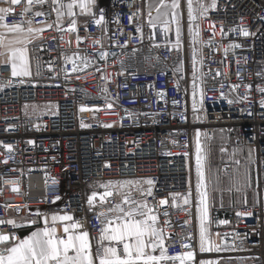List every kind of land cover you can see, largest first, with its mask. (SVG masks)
I'll return each mask as SVG.
<instances>
[{
	"label": "built area",
	"instance_id": "2783aa9c",
	"mask_svg": "<svg viewBox=\"0 0 264 264\" xmlns=\"http://www.w3.org/2000/svg\"><path fill=\"white\" fill-rule=\"evenodd\" d=\"M146 1L97 0L105 17L102 25L81 14L79 7L69 16L71 0H62L59 20L53 10L59 5L53 0L33 3L21 15L26 7L22 0L6 15L4 24L9 27L17 24L26 30L31 19L30 26L42 28V52L33 59L32 77H12L10 65H0V84L7 85L0 89V221L10 220V213L17 210L28 215L43 211L72 215L89 232L95 252L107 224L100 214L115 217L122 214L110 208H137L143 202L164 230L168 256L191 250L195 259L189 264L209 260L264 264V108L260 106L264 95L259 91L264 88V0H217L216 7L200 19L197 53L186 33L177 44L172 17L167 35L162 24L150 26ZM97 9H93L96 19ZM35 12L45 15L34 17ZM73 20L75 32L69 31ZM240 27L252 35H241ZM101 52L108 53L106 59H99ZM201 90L206 94L203 108ZM39 105L47 108L30 112L28 107ZM217 130L255 150L254 192L259 204L216 212L210 234L222 250L201 252L193 163L197 134L200 138L203 131L212 141ZM4 144L13 147L11 154ZM224 170L226 176L232 173L231 166ZM148 179L151 186L144 183ZM103 185L112 195L101 201ZM93 193L97 196L90 206ZM162 199L168 203L160 205ZM249 211L251 216L237 215ZM48 222L41 228L51 226ZM55 226L57 236L66 238L63 224ZM0 233L24 237L6 223L0 225ZM153 254L159 255V249Z\"/></svg>",
	"mask_w": 264,
	"mask_h": 264
},
{
	"label": "snow or ice",
	"instance_id": "6c2138e0",
	"mask_svg": "<svg viewBox=\"0 0 264 264\" xmlns=\"http://www.w3.org/2000/svg\"><path fill=\"white\" fill-rule=\"evenodd\" d=\"M0 3H7L8 7H0V21L5 20L6 15L13 12V5H20L22 0H0ZM39 4L43 5L45 0H26V7L21 15H25L31 10V5ZM54 4L59 5V7L54 8L56 12L57 20L61 18L63 12L61 9L64 7L62 0H53ZM217 0H212L211 4L208 6L200 5V15L205 16L209 8L216 7ZM79 7L81 14H87L95 19L96 25H102L105 17L102 9H97V0H71V3L67 4V14L69 16L75 15L73 9ZM160 7H168V5L163 2L159 7H157V16L153 19L151 18V11L148 15L150 17L149 24L153 28L156 27L157 23L163 25V31L165 35L170 31V22L167 19L161 21V15L167 16L168 13H160ZM170 7L176 11L171 14L176 21L175 34L177 38V44L179 43V38L181 34L180 29V0H172ZM93 9H97L99 18L96 19L97 12ZM45 15L43 12H35L34 17H39ZM188 17L190 21L197 19L193 15V0H188ZM29 27L27 32H39L41 29H33L30 25L32 20L27 21ZM72 26L69 31H76V21L71 22ZM7 29L10 33H22L25 29L22 25L14 24L9 27L7 24L0 25ZM51 27V25H47ZM215 26L213 25V29ZM137 31H140L137 28ZM232 31H237V29H232ZM223 33V28H221ZM239 33L245 37L252 35L247 29L240 27ZM198 35V33H197ZM143 37H141L142 39ZM77 41H80V37H77ZM13 43L12 41L9 44ZM15 43H22V41H15ZM8 47L4 43V38L0 36V48ZM232 48H239L241 45L232 44ZM0 56H6L7 59L2 61V63L10 65L11 76H29V60L26 48H8L7 52H0ZM108 53L101 52L99 54V59H106ZM67 59V58H66ZM73 65V71H76V61H71ZM89 61L84 59V64L87 66ZM195 79V77H194ZM6 84H0V89L6 87ZM251 86H249L250 88ZM193 108L197 107L195 99V85H193ZM107 91V89H105ZM259 91L264 95V88H260ZM158 96H162L163 93H157ZM205 93L203 90L200 92L199 96V107L203 108L205 101ZM223 96V94H221ZM176 103V102H174ZM229 103H232L229 100ZM109 108L112 105L109 103L107 105ZM260 106L264 108V99L260 101ZM81 111H85L82 107ZM82 123V127H86ZM104 127H112V125H104ZM199 136V134H197ZM2 143V142H0ZM29 143H33L29 141ZM3 147L7 150L8 154L13 152V147L11 145L4 144ZM251 152V150H250ZM3 163H8L4 160ZM237 163H239L237 161ZM196 174H197V190L200 200V233H199V250L201 252H211L213 250L219 252L222 248L211 239V234L208 232L205 225V220L208 217V193L206 191L205 183V170L204 161L201 155V145L199 139H197V151H196ZM0 178H3L0 175ZM248 174L245 172V182H248ZM55 183V181H53ZM112 182H110L111 184ZM132 183V182H126ZM144 183L151 186L153 181L151 179L146 180ZM106 191L101 197V201L104 197L112 195V191L107 190L108 185H103ZM13 192H19V188H13ZM147 194L151 195V187L148 188ZM96 193H93L92 197L89 199L88 203L90 206L93 205V201L96 200ZM58 200L59 197H56ZM124 203L128 204L129 201L125 197ZM136 203V201H132ZM166 199L159 201L160 205L167 204ZM185 203H188V199L185 198ZM222 206V205H221ZM110 212L121 213L122 215H116L115 217H104L101 213L100 216L107 221L104 228L101 229L100 236L98 238L97 247L95 252L92 250V244L89 237V232L87 230H82L83 226L81 223L76 221L72 215H53L51 217V226H46L40 230H37L31 234L27 239L20 240L14 238L11 235H6L0 233V264H164L165 261H179V264H189V262L194 261L195 253L189 250L185 254L178 255L175 257L168 256L167 250L165 248V237L163 235V228L157 226V215L153 213L152 209L149 208L145 203L140 202L137 208L129 207L125 209L121 205H116L114 209L110 208ZM38 215H43L39 214ZM165 215L167 212L165 211ZM238 216H251L252 213L249 212H238ZM139 217V218H138ZM57 222L63 224V233L66 238H61L57 236L58 228L55 226ZM70 222V223H68ZM115 223V226L113 224ZM10 224L14 228L17 227L15 220L0 221V225ZM45 225H48V219L44 217ZM227 223V221H223ZM105 241L108 242L105 245ZM122 248L118 247L121 246ZM188 248L189 245H184ZM159 249V255H154ZM122 251L124 253L121 256L119 253ZM71 253V255H70ZM204 264H214L212 261H205Z\"/></svg>",
	"mask_w": 264,
	"mask_h": 264
},
{
	"label": "rangeland",
	"instance_id": "374dc122",
	"mask_svg": "<svg viewBox=\"0 0 264 264\" xmlns=\"http://www.w3.org/2000/svg\"><path fill=\"white\" fill-rule=\"evenodd\" d=\"M204 1L207 4H210L212 0ZM166 5H168V3ZM165 10L166 8L162 9V11ZM205 17L206 16H203V18ZM200 30L201 25L199 24V21H197L194 31H192L190 34V46L196 50V53L199 49ZM28 108L30 112L33 113L36 109L42 110L47 108V105H39L35 107L30 106ZM193 120L197 121V112L195 109L193 111ZM200 121H203L202 113H200ZM217 131L215 138L212 141L205 139V134L203 131L201 132L200 137V143L202 147L201 155L204 161L206 177V191L208 193V214L211 213L208 221H210V219L212 220L213 215L217 212V209H230L228 211H234L237 209L236 207H240L239 209H242L249 206L247 205L249 204V199H253L257 196L256 192H254V189H256V185L258 183V168L255 150L251 147L244 148L230 139L228 135H226V144L221 148H217L213 146V143L217 139V133H221L224 130ZM239 151L242 152L243 156L238 155ZM244 151H247V156L245 155ZM237 161L239 163H237ZM229 166L232 167V173L229 176H226L224 169ZM217 167L220 169L217 174H215L214 170L217 169ZM193 168L196 186L198 179L196 174V152L194 156ZM245 172H247L249 177L247 183L245 182ZM197 197L199 200L198 194ZM197 211L199 213V207Z\"/></svg>",
	"mask_w": 264,
	"mask_h": 264
},
{
	"label": "crops",
	"instance_id": "0c3cea01",
	"mask_svg": "<svg viewBox=\"0 0 264 264\" xmlns=\"http://www.w3.org/2000/svg\"><path fill=\"white\" fill-rule=\"evenodd\" d=\"M162 2L164 4L168 3V7H160V13L163 14V13L167 12L168 15L166 17L161 15L160 19H161V21L164 19H167L169 21V17L173 18L171 13L173 11H176L170 7L172 0H147L146 1L147 9L153 13V19H154L157 16L156 9H157V7H159L161 5ZM202 4L205 6H208L211 3L207 4V3H205L204 0H193V15H195L197 17V19L194 21H190L189 17H188V0H180V7L178 10L180 13V29H181L180 37L183 36L184 33L188 34L189 43H190V34L192 33V31H194L197 21H199V24H200V19L203 18V16L200 15V5H202ZM8 6L9 5L7 3H0V7H8ZM16 6L17 5H13L12 8H15ZM163 8H166V10L162 11ZM212 9L213 8H209V10L205 16H207ZM173 20H174V18H173ZM174 22H175V28H176V21L174 20ZM3 24H4V20L0 21V25H3ZM157 24H161V23H157ZM31 27L33 29H41L42 30V28H39V27H34V26H31ZM0 36H2L4 38V43H5V45L8 46L6 48H0V52H7L9 47L10 48H26L27 49L30 75L29 76H23V77H32V75H33V59L35 56L41 54V52H42L41 31H39V32L34 31L32 33H29V32H27V29H26L22 33H10L7 31V29L0 27ZM17 40L22 41V43H15V41H17ZM10 41H12L13 43L9 44ZM6 59H7L6 56H0V65H3L4 63H2V61L6 60ZM198 207H199L198 219H199V230H200V226H201L200 225V200H198ZM38 213L43 214V215H38ZM38 213L35 215H28L27 213H24L20 210L12 211L10 213V220H15L18 230L23 235H25L26 233H28L30 231H32V233H33L37 230L42 229L41 225L44 223V217L45 216L47 217L48 221H51V217L53 215H61L60 213L58 214L57 212H46V211L38 212ZM210 214H208V217L205 220V225H206L209 233H210V229H211V226H210L211 225V219H210V221H208ZM199 233H200V231H199ZM31 234L25 235L23 237V239H27L29 236H31ZM209 261H211V260H209ZM201 264H204V262Z\"/></svg>",
	"mask_w": 264,
	"mask_h": 264
},
{
	"label": "trees",
	"instance_id": "16d2710c",
	"mask_svg": "<svg viewBox=\"0 0 264 264\" xmlns=\"http://www.w3.org/2000/svg\"><path fill=\"white\" fill-rule=\"evenodd\" d=\"M226 135L227 134H226L225 131H222L221 133H217V139L213 143V146H215L217 148H221L222 146H224L226 144V140H227ZM244 148H246V147H244ZM244 152H245V155L247 156V151H244ZM238 155L239 156H243L242 152H240V151L238 152ZM223 165H224V163H223ZM213 167H214V165H213ZM213 167H212V169H213ZM219 169L220 168L217 167V169L214 170L215 174H217V172L219 171ZM248 203L249 204H247V205H249V206H256V205H258L259 204V197H258V195L256 197H254L253 199H249L248 200ZM236 208L239 209L240 207H236ZM237 209H235V210H237ZM228 210H230V209H227V210H219V209H217V212L218 213H222V212H224V213H230V211H228ZM31 233H32V231L26 233L25 235L31 234Z\"/></svg>",
	"mask_w": 264,
	"mask_h": 264
},
{
	"label": "water",
	"instance_id": "95a60500",
	"mask_svg": "<svg viewBox=\"0 0 264 264\" xmlns=\"http://www.w3.org/2000/svg\"><path fill=\"white\" fill-rule=\"evenodd\" d=\"M197 139H199V142H200V138H199V136L197 137ZM200 145H201V143H200ZM202 148V147H201Z\"/></svg>",
	"mask_w": 264,
	"mask_h": 264
}]
</instances>
